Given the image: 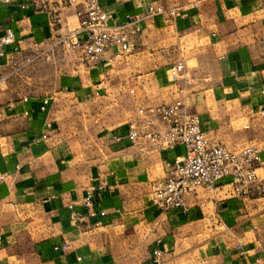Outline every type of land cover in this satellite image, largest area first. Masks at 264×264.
<instances>
[{"label": "crops", "instance_id": "crops-1", "mask_svg": "<svg viewBox=\"0 0 264 264\" xmlns=\"http://www.w3.org/2000/svg\"><path fill=\"white\" fill-rule=\"evenodd\" d=\"M99 1L113 23L131 19L138 30L128 55L85 68L65 59L59 39L78 26L79 8L66 0H0V35L12 29L26 54L64 56L47 94L10 100L0 92V131L14 128L0 134V264H264V199L232 198L220 182L192 190L185 210L162 213L151 205L152 183L183 150L148 143L140 150L125 138L128 124L142 122L139 109L182 99L210 139L258 147L263 176L264 0ZM151 3L188 17H149ZM177 61L184 72L174 83L169 67ZM106 90L129 92L134 116L106 137L77 135L64 114ZM99 178L113 187L100 197L102 225L83 219L73 226L67 205Z\"/></svg>", "mask_w": 264, "mask_h": 264}, {"label": "built area", "instance_id": "built-area-1", "mask_svg": "<svg viewBox=\"0 0 264 264\" xmlns=\"http://www.w3.org/2000/svg\"><path fill=\"white\" fill-rule=\"evenodd\" d=\"M2 2L8 4L10 0ZM66 3L79 8L80 21L62 43L71 51L81 54L85 67L111 65L130 53V34L138 30L133 20L113 23L111 15L103 9L99 0H66ZM197 5L196 2L192 3L193 7ZM148 14L149 17L161 16L171 20L188 17L185 9L157 3L149 5ZM2 59H5V64L0 63V83L7 78V69L19 70L31 63L34 56L23 53L21 41H18L12 29L7 28L0 35V61ZM183 72L182 61L170 65L171 81L177 83ZM48 106V99H44L39 109L45 112ZM137 113L141 124H128L125 133L131 146L142 150L141 146L148 143L160 150H183L181 156L163 163L167 175L154 185L150 196L151 205L155 209L162 213L185 210L186 197L192 190L203 188L212 191L220 182L232 198L264 199V175L257 174L261 165L258 147L248 145L228 149L220 142L208 138L201 130L200 118L189 112V107L182 99L139 109ZM46 128L50 130L51 125L47 124ZM46 138V135H42V139ZM112 188L106 178L92 181L81 198L67 205L70 223L75 226L87 219L93 221L90 223L94 227H100L106 215L100 207V197ZM58 249L66 250V246L54 247V250ZM153 257L156 263L159 262L162 252L153 251Z\"/></svg>", "mask_w": 264, "mask_h": 264}, {"label": "rangeland", "instance_id": "rangeland-1", "mask_svg": "<svg viewBox=\"0 0 264 264\" xmlns=\"http://www.w3.org/2000/svg\"><path fill=\"white\" fill-rule=\"evenodd\" d=\"M165 19L169 20L168 18ZM73 30H70V32ZM59 39H62L63 42L62 37ZM38 54L34 53V60L21 69H7L5 71L8 75L5 81L0 83V92H6L10 100L37 94H47L53 89L60 73H63L60 61L64 59V56L70 63L84 66L81 54L68 48L64 56L61 52L58 56L55 54L49 60H46L44 53L38 52ZM36 63L40 67L35 69ZM130 95L129 92H120L119 95H114L110 90H106V95H102L99 98L96 97L80 104L73 103L71 109L64 114V119L68 122L71 129L77 135L80 134L81 137L89 138L91 136L94 138L101 136V134L106 137V134L120 129L134 116V112L131 111ZM13 129V126H9L4 131L1 130L0 134L10 135L14 132ZM157 182L159 180L152 183V190Z\"/></svg>", "mask_w": 264, "mask_h": 264}]
</instances>
